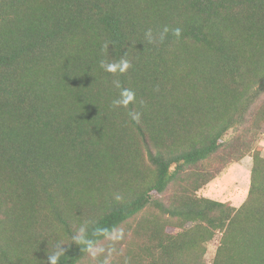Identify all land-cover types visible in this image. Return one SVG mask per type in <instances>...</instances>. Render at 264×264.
Here are the masks:
<instances>
[{"label":"trees","instance_id":"1","mask_svg":"<svg viewBox=\"0 0 264 264\" xmlns=\"http://www.w3.org/2000/svg\"><path fill=\"white\" fill-rule=\"evenodd\" d=\"M263 121L264 0H0V264H264Z\"/></svg>","mask_w":264,"mask_h":264},{"label":"rangeland","instance_id":"2","mask_svg":"<svg viewBox=\"0 0 264 264\" xmlns=\"http://www.w3.org/2000/svg\"><path fill=\"white\" fill-rule=\"evenodd\" d=\"M255 113H257L256 110L253 111V114ZM254 145L260 146L264 154V121L263 126L259 128L254 137ZM251 165V157H245L239 165L236 163L231 165L213 183L200 191L201 195L215 199L230 200L236 207L240 206L249 189ZM170 230L176 231L177 229L170 228ZM220 236L221 233L217 232L208 244L205 255L207 264L212 263Z\"/></svg>","mask_w":264,"mask_h":264},{"label":"clouds","instance_id":"3","mask_svg":"<svg viewBox=\"0 0 264 264\" xmlns=\"http://www.w3.org/2000/svg\"><path fill=\"white\" fill-rule=\"evenodd\" d=\"M168 29L165 28L164 29V33H167ZM175 35L179 36L180 35V30L176 29L175 30ZM146 36L148 37L149 42H153V35L151 30H149L146 33ZM161 39H163V34H161ZM129 63L126 60L121 59L119 62H113V63H106L105 61H101V67L108 72L111 73H116L117 71H119L120 73L125 72L128 67H129ZM114 84L117 88L120 87L119 81H114ZM135 93L130 90V89H122L120 92V96L118 99L113 100L112 102V107L113 108H119V107H128V105L130 103L135 102ZM131 118L133 120H136L137 122H139L140 119V113L139 112H134L131 114ZM248 157V156H246ZM251 157V156H249ZM245 158V157H244ZM252 159V158H251ZM252 166V165H251ZM83 229H81V236L79 237V239H81V241H83ZM89 250L91 251V246H89ZM63 253V250L61 249L60 246H57L56 252L52 255H49L48 257V261L47 264H58V260H59V256ZM93 255H95V253H92Z\"/></svg>","mask_w":264,"mask_h":264},{"label":"crops","instance_id":"4","mask_svg":"<svg viewBox=\"0 0 264 264\" xmlns=\"http://www.w3.org/2000/svg\"><path fill=\"white\" fill-rule=\"evenodd\" d=\"M249 157V156H248Z\"/></svg>","mask_w":264,"mask_h":264}]
</instances>
